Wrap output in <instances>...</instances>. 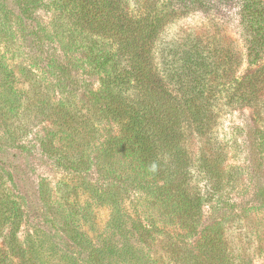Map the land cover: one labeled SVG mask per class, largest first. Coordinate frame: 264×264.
I'll return each instance as SVG.
<instances>
[{
    "label": "trees",
    "instance_id": "obj_1",
    "mask_svg": "<svg viewBox=\"0 0 264 264\" xmlns=\"http://www.w3.org/2000/svg\"><path fill=\"white\" fill-rule=\"evenodd\" d=\"M15 2L21 38L3 52L23 60L0 55V264H251L231 231L259 213L264 240V127L246 141L245 196L215 128L235 108L264 117V0H47L51 19L31 25L45 1ZM224 4L244 52L215 28ZM197 11L210 30L166 36ZM37 166L62 179L38 174L29 192ZM79 191L109 209L97 240Z\"/></svg>",
    "mask_w": 264,
    "mask_h": 264
},
{
    "label": "rangeland",
    "instance_id": "obj_2",
    "mask_svg": "<svg viewBox=\"0 0 264 264\" xmlns=\"http://www.w3.org/2000/svg\"><path fill=\"white\" fill-rule=\"evenodd\" d=\"M44 1L45 2H42L41 6L37 5V8L32 10V20L30 18L28 20L26 19L25 23H28L29 25L34 22L45 23L51 19L52 11L45 8L47 0ZM15 5V0H0V55L3 54L5 56L6 63L9 61V63L13 66L18 65L23 58L20 59L17 55L12 57V55L5 54V52H3V46L9 45L12 47V43L14 44L17 42V44H19L20 42L18 40L21 38V33H18V30L16 31L17 22L15 18L19 14ZM218 8L221 9V16L216 18L215 28H218L221 35L233 42L235 47H237L241 52H244L245 45L238 27L236 15L237 9L232 6H226L225 4L219 6ZM209 23L210 21L208 17L202 15L201 12L197 11L189 13L181 19L173 21L166 30V36L170 39L174 37L176 38L181 34L186 32L188 33L190 29H194L196 32L199 30H210ZM2 34L3 36L8 34V37H6V44H4L5 41L1 38ZM10 37L12 38L10 39ZM23 50V57H25V55H29V48L27 44L23 45ZM262 63H264V57L260 64ZM252 69L253 66L249 64L246 59H244L240 67V73H247ZM30 85L31 84L29 83L24 86L28 87ZM17 120L20 125L25 122L22 117H18ZM16 122H14V125ZM42 126H46L44 121L40 123L35 122V130L33 132H39L38 134H40ZM263 127L264 117H258L249 107H240L229 111H223L218 118V125L215 128V136L217 139L226 143L228 146L229 159L227 162L231 165H237L242 168L243 174L239 182L238 190L242 191L244 196L247 193L245 188L250 193L252 191L251 186L247 183L248 172L246 167L248 165V155L246 141L249 134L252 132L251 130ZM34 170L36 174H28L29 178L22 183L24 188H26L29 192H31L32 188L34 189V180L38 174L45 175L51 184L55 180L62 179L63 176L62 172L55 170L53 167L48 169L43 166H37ZM78 193L80 203H88L91 206L89 208L90 217H88L87 221L82 224L83 226H81V230L86 232L87 236L91 240H97L104 234L105 227L109 219V209L105 206H99L92 203V201L86 198L82 191H79ZM260 215L261 214L259 213H253V216L248 219L249 221H244V223L241 224V227H235L233 231H231L233 235V239L231 240L233 245L236 246L240 243V246L246 250V254L250 256L251 264H264L263 221L261 220ZM31 233H33V227L31 225L25 226L22 229L21 237L25 238L26 235H31Z\"/></svg>",
    "mask_w": 264,
    "mask_h": 264
}]
</instances>
